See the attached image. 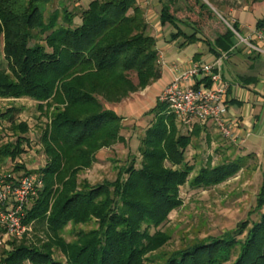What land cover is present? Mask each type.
I'll return each instance as SVG.
<instances>
[{"label": "trees", "instance_id": "1", "mask_svg": "<svg viewBox=\"0 0 264 264\" xmlns=\"http://www.w3.org/2000/svg\"><path fill=\"white\" fill-rule=\"evenodd\" d=\"M229 1L235 7L264 2L220 4ZM175 2L162 3L159 14L160 25L173 29L172 40L183 39L181 46L205 43L217 58L232 49L231 32L207 4L186 0L182 19ZM208 22L222 29L212 41L198 37ZM262 26L264 21L256 24ZM0 38L5 62L0 100H30L47 119L39 137L44 165L36 171L20 168L23 176L42 182L25 207L23 223L30 232L1 247L0 264H264V177L248 213L256 220L163 254L170 238L159 228L182 206L180 189L193 171L185 154L199 130L195 124L184 133L159 100L145 114L152 118L138 147L140 161L119 168L113 181L90 185L80 179L102 150L125 142L122 118L108 106L161 76L156 39L138 0H0ZM14 113L13 108L0 110V123H8L15 138L0 146V162L15 161L30 144L28 125L16 123ZM239 170L237 162L203 167L189 185L217 186ZM91 223L95 228L75 233L74 241L62 238L67 226ZM32 230L41 235L33 240Z\"/></svg>", "mask_w": 264, "mask_h": 264}, {"label": "rangeland", "instance_id": "2", "mask_svg": "<svg viewBox=\"0 0 264 264\" xmlns=\"http://www.w3.org/2000/svg\"><path fill=\"white\" fill-rule=\"evenodd\" d=\"M204 2V1H203ZM208 3V0H205ZM233 1H229L225 7L235 9ZM56 2L48 8L47 12L56 7ZM246 4L248 14V24L254 28L258 21H264V2ZM216 14L223 18L221 10L215 6ZM213 31L217 26L213 23ZM244 35V33H242ZM254 56L253 53H250ZM249 62L248 58L245 59ZM253 67H239L246 76L255 77V85L249 86L251 91H242L240 101L245 106V111L250 117L257 116L255 130L252 129V121L246 128V137L237 139L240 144H233L215 133L209 136L208 140L193 139L186 151L185 160L193 167L192 173L188 177V183L180 189L182 206L172 212L168 221L159 228L170 238L167 245L162 249L165 256L173 252L182 250L195 244L197 241L208 237L220 236L224 232L232 230L242 221L256 220V216L248 218V213L253 210L255 198L258 193L262 178L264 177V105H255L256 101L264 102V58L259 57L252 60ZM0 66L5 67L2 56V39L0 38ZM225 70V69H224ZM226 77L228 78L227 73ZM246 94V98L243 94ZM113 108V106H108ZM153 107L151 104L145 106V112ZM15 110L16 123H26L29 128L27 138L29 145H24L22 153L15 161L0 162V176H23L24 170L36 171L44 165V156L39 144L40 131L47 122L46 117L40 113L36 104L30 100L2 101L0 100V110ZM236 110L237 107H232ZM151 116H138V119L124 121V130L121 135L125 139L124 143H118L111 149L102 150L96 157L93 167L80 175L81 180H86L90 185L100 184L102 181H113L118 173V169L126 166L132 159L140 161L138 147L144 133V128L149 123ZM179 124V122H177ZM213 126V125H212ZM249 127V128H248ZM212 130H215L214 126ZM211 130V131H212ZM183 132L185 133L184 129ZM248 136V137H247ZM245 138V140H244ZM0 146L13 143L15 138L9 131L8 123H0ZM239 163L240 170L223 183L209 188H192L189 182L197 176L203 167L215 168L218 166ZM23 168L24 170H20ZM95 228L91 223L86 226H67L62 232V238L66 242L75 240V233L79 231L88 232ZM153 233V230H151ZM35 235H41L40 231L32 230L30 238L34 240ZM6 244V243H5ZM0 246V254L2 246ZM55 259L61 260L59 255H54Z\"/></svg>", "mask_w": 264, "mask_h": 264}, {"label": "crops", "instance_id": "3", "mask_svg": "<svg viewBox=\"0 0 264 264\" xmlns=\"http://www.w3.org/2000/svg\"><path fill=\"white\" fill-rule=\"evenodd\" d=\"M167 1L169 0H138L139 7L145 14L148 32L156 39L158 63L161 76L159 80L152 83L143 91L131 95L127 100L111 108L119 117L122 118V124L127 118H130L132 121L138 119V116L140 117L143 114H146L149 111L148 110L145 112L146 105L149 106L151 104L154 107L156 101L159 100L161 93L173 81V79H175L178 74H180V72L189 69L193 64L207 63L217 58L211 52H209V48L205 43L196 42L181 46L183 39H171V34L174 32L173 29L168 26L162 27L159 22L161 5ZM175 1L174 7L179 11L177 16L179 18L185 19L186 14H184V12L186 11V0ZM202 1H204V3L207 4L218 17L219 14H216L214 9L215 7L205 2V0ZM221 1L222 0H217L219 3V5H217L219 8L218 10H221L222 8L224 16L227 18H233L236 22V27L241 31V33L246 34L248 31L257 29L256 26L252 28L248 24V7L246 4H241L240 2L238 3V8L228 9L224 5L220 4ZM208 23L202 27V31L198 37L204 36L212 41L218 35L222 34V29H215L213 31L211 28L212 25ZM181 29L186 34H191L193 32L190 28L188 29L181 27ZM222 56L224 57L222 63V76L223 79L230 85L229 91L224 98V106L226 109L225 118L226 121L231 125L233 136L237 140L240 137H246V135H248L246 134L247 132L245 126H249L251 121L252 129L255 130V125L257 124L258 120L257 116L254 115L253 117H250V114H247L245 111V106H243V102H241L239 99L241 92L244 90L255 93L249 88V86L255 85L257 80L255 77L246 76L244 71L239 70V67L246 65L245 67L252 68V60H256V58L262 56H253L244 47L235 46V44L228 53H224L221 55V57ZM246 57L248 58L249 62L245 61ZM225 73H227L228 78L226 77ZM242 96L245 97L246 94H243ZM255 105L262 107L264 102H259L257 100ZM153 107H150V109ZM232 107H237V109L234 110ZM196 127L199 130V135L193 139L208 140L209 136H215V133H217L215 130H212L213 126L211 123H200L197 124ZM183 129L185 132H187V129L181 125V130L183 131ZM14 178L18 179L20 177Z\"/></svg>", "mask_w": 264, "mask_h": 264}, {"label": "built area", "instance_id": "4", "mask_svg": "<svg viewBox=\"0 0 264 264\" xmlns=\"http://www.w3.org/2000/svg\"><path fill=\"white\" fill-rule=\"evenodd\" d=\"M218 17L231 32L235 46L264 57V26L242 35L233 18ZM223 58L220 56L211 62L193 64L180 72L161 93L159 102L165 104L186 129L195 124L211 123L221 138L240 144L225 118L224 98L230 85L222 76ZM41 186L42 182L34 175L15 180L0 176V246L30 232V227L23 223L25 207Z\"/></svg>", "mask_w": 264, "mask_h": 264}]
</instances>
